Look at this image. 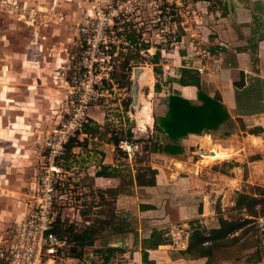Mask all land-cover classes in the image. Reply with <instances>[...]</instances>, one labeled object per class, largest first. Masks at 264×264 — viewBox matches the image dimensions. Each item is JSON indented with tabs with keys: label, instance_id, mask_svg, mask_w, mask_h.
I'll use <instances>...</instances> for the list:
<instances>
[{
	"label": "rangeland",
	"instance_id": "rangeland-1",
	"mask_svg": "<svg viewBox=\"0 0 264 264\" xmlns=\"http://www.w3.org/2000/svg\"><path fill=\"white\" fill-rule=\"evenodd\" d=\"M225 2L227 0H0V12L10 14L25 27L32 26L34 37L39 33L35 28L39 25L65 26L70 30L67 50L63 51L68 54L69 59L65 69H63L65 66L58 68L63 69L68 81L74 70L78 74L87 71L80 63L83 56L87 55L91 58H105V62L101 67L97 66V69L109 75L105 79L106 82L98 83L93 91L95 96L92 94L89 104L88 113L91 119L88 125L92 133L77 134L68 144L67 150L64 148L62 153H58L59 151H55L53 147L57 142L53 144L50 142L56 139L55 132L56 130L59 132L61 120L72 112L70 99L65 97V90L63 99L58 102L59 112H52V119L43 126L38 125L28 130L27 136L34 140L23 144L25 153L29 155H22L16 160L17 170H10L3 156L4 149L10 144L2 139L4 130L0 128V187L3 182L19 185L24 189L27 194L26 201H32L22 217L33 208L32 205H35L38 196L47 191V185L56 183L52 192L53 202L59 216L65 220L62 228L82 234L89 232L92 226L101 227L97 222L99 218H116L113 224L99 230L98 238L93 245L78 248V251L82 250L81 255L76 257L79 260L65 259L61 264H129L130 262L151 264L148 261L150 253L141 251V256L134 255V251H139L140 243L142 244L146 236L155 233L176 247L181 246L183 235L186 231L191 232L192 227L209 229L217 223L215 220L205 222L196 218V215L191 220L192 226L189 223V226L185 227L184 223L188 222V217H182V211L187 204L188 209L193 206L197 210L204 211V200L207 202L206 196L212 194L214 200L212 205L217 206L215 210L218 213L214 217H218L219 212H223L222 206H219L222 201L217 197L218 193L207 188L212 185L211 181L214 179L209 178L211 170H206V167L217 160L210 165L200 167H204L200 170L203 176L196 182L192 179H189V182L185 179L187 176H182L181 180L186 181L179 185L176 182L178 176L170 179L171 169L165 166L166 163L170 164V161L159 153L145 151V146L149 145L150 140L156 136L162 141L164 139L162 134H157L154 130L155 117L161 112L163 99L162 93L157 90L158 84L161 86L165 80H168L169 72L176 70L174 64L179 52L185 53V64L194 65L195 58L203 54V50H209L207 47L209 45H206L209 38L218 31L216 26L219 25L217 28H220L224 23L223 16L219 14ZM116 3L124 10L127 8L128 11L121 13L120 17L115 19L113 26L105 30L107 48H101V54H94L92 49L91 52L89 50L84 53L88 48H85L86 45L82 40L83 35L79 26L81 20L85 16H91L97 6H116ZM235 3L237 4V0ZM201 42H205V45L203 46ZM109 54L111 58L107 57ZM92 68L94 70L96 66ZM136 68H147L151 72L147 84L137 96L133 91ZM2 76L0 75V87L6 86L7 81L6 76ZM77 97L78 94L75 95V98ZM1 102L4 101L2 99L0 101V114L3 106ZM147 106L153 120L151 124L142 127L138 122L140 119L138 112L146 109ZM128 131L133 133L130 138L127 137ZM115 136L120 138L118 145L128 142L133 149L128 152L123 147L107 142L109 138ZM234 137L241 142L244 141L241 133ZM105 143H109L110 147L108 145L104 147ZM71 144L74 146L70 148ZM193 144L189 151H194L195 155H192L194 159L206 160L199 154V143ZM251 152L255 153L256 149L250 151L248 148L247 153ZM254 153L248 158L259 156ZM140 156L145 159L139 161ZM105 158L106 162L103 163ZM3 162L4 167H1ZM173 164L176 166L175 163ZM148 166L157 170L155 176L157 181L168 180V184H162L159 191L146 190L139 185V173L144 174ZM244 166H246V170L243 171L247 181L240 189L259 199V195L264 192L262 186L264 170H260L257 165L250 166V169L248 165L244 164ZM103 167H106L107 174L113 173L119 176H102L103 179L96 180L95 177H100L98 172H101ZM140 168L142 172L139 171ZM146 178L150 179L151 174L143 176V179ZM209 180L210 183H207ZM187 185L189 189L180 190L178 187ZM236 193L232 195V199L238 198ZM231 213L236 217L239 212L233 209ZM117 224L121 227V232L117 231L115 227ZM134 241L136 244L131 245ZM116 242H124V246L130 242V254L129 252L123 254L120 251L110 252L109 247L122 246L115 244ZM159 249L160 251L156 253L163 260L168 248ZM215 252L212 264L218 260L217 258L223 260L230 254L232 256L236 254L226 250L221 252L215 250ZM75 253H77L76 247L73 255ZM107 257L109 260L105 262Z\"/></svg>",
	"mask_w": 264,
	"mask_h": 264
},
{
	"label": "crops",
	"instance_id": "crops-1",
	"mask_svg": "<svg viewBox=\"0 0 264 264\" xmlns=\"http://www.w3.org/2000/svg\"><path fill=\"white\" fill-rule=\"evenodd\" d=\"M235 2L236 0H227L222 7V12H219V15L223 16L224 23L220 28H217L219 25L216 26L218 31L206 44L209 45L207 46L209 54H199L193 62L194 65H190L184 63L185 53L179 52V57L174 64L176 70L169 72L168 80H165L161 86L158 84L157 89L163 95L162 108L158 116L166 115L168 97L173 94L201 104L198 99L199 88L195 85H182L178 81L181 68H194L200 73L204 92L212 98L218 96L228 116L215 130L202 135L189 134L183 138L181 140L184 147L183 153L159 154L170 161V164L166 163L165 166L171 169L170 179L178 176L176 182L179 185L184 184L185 179L196 182L203 176L200 170L204 167H200L210 165L217 160L206 167V170H211L209 178L214 179L211 181L212 185L207 188L218 193L217 197H220L222 201L219 206H222L223 212H219V216L214 217L218 214L215 210L217 206L212 205L213 194L208 195L206 196L208 203L204 200V211L197 210L193 206L188 209V204L184 207L182 217H188V222H185L184 226L188 227L189 223L192 226L191 220L196 215V218L203 219L205 222L215 220L217 223L211 228H219L222 219L236 221L237 226L235 225L226 234L227 245L213 250L212 262L215 259V250L220 252L226 250L236 254L233 256L230 254L223 260L217 258L214 264H264V250L257 247L253 226L249 225L255 216L246 207L238 206L241 194H246L240 189L247 181L243 171L246 170L244 164L248 165V169L250 166L257 165L260 170H264V0H237V4ZM35 28L39 30L36 37H34L32 26L25 27L10 14L0 12V75L4 74L7 79L6 86L0 87V96L3 97L0 101L1 99L4 101L1 102L3 106L0 114V128L4 130L1 137L7 142L1 141L10 144L7 149H4L5 155H3L10 170H17L16 160H19L22 155H29L22 147L25 142L34 140L27 136L28 130L38 125L43 126L52 119V112H59L58 102L63 99L64 90L69 83L62 70L66 68L69 59L68 54L63 51L67 50L70 30L65 26L56 25H39ZM201 43L205 45V42ZM59 67L63 69L59 70ZM56 69L58 70L55 72ZM240 133L244 138L243 142L234 137L239 136ZM253 138L258 139L255 146ZM193 143L196 145L199 143V150H202L201 156L210 162H205L203 158L194 159L195 157L192 156L195 155L194 151H189ZM106 145L110 147L109 143H105L104 147ZM248 148L250 151L256 149L255 153H251L259 154V156L249 159L251 153H247ZM176 161H180L184 167L181 169L174 166L173 163ZM105 162L106 158L103 160V163ZM253 163L257 164L252 165ZM2 166L4 167V162ZM182 176L187 177L181 180ZM95 178L98 180L104 177ZM207 183H210V180ZM162 184H168V180L157 181L155 185L143 186V188L159 191ZM178 187L180 190L190 188L188 185ZM0 188V232H3L15 221L20 220L32 200L26 201L27 194L19 185L2 182ZM234 193L238 198L232 199ZM261 197L262 195H259V199ZM233 209L239 212L238 216H232ZM255 209L260 213L261 204L257 203ZM203 220L200 221L203 222ZM239 228H243L241 236H229L230 232ZM192 230L193 227L191 232ZM191 232H185L181 246L175 247L167 242L160 244L156 249H144L140 243L139 251H134V255L141 256V251L148 252L150 263L157 261L163 264H205L206 257H190L186 253ZM241 237H244V240ZM121 243V250L115 251L130 254V242H127L126 246L124 242ZM247 243L249 245H245ZM134 244L136 241L131 245ZM162 245L168 248L163 260L156 253L160 251L159 248ZM68 260L79 259L71 257ZM108 260L107 257L105 262Z\"/></svg>",
	"mask_w": 264,
	"mask_h": 264
},
{
	"label": "built area",
	"instance_id": "built-area-1",
	"mask_svg": "<svg viewBox=\"0 0 264 264\" xmlns=\"http://www.w3.org/2000/svg\"><path fill=\"white\" fill-rule=\"evenodd\" d=\"M124 11L127 12L128 9H122L118 3L116 6H97L91 16H85L81 20L79 26L83 35L82 40L88 46H85L88 49L84 53L89 50L91 52L92 49L94 54H101V48H107L104 32L113 26L115 19L120 17L121 13H125ZM203 54H209V52L203 50ZM107 57L111 58V55L109 54ZM104 62L105 58L103 57L83 56L80 63L86 67L87 71L83 74L73 71V75L68 81L69 86L65 89V97L70 99L72 112H69L68 116L61 120V128L59 132L57 130L55 132L56 139L53 140L54 142H50L52 144L57 142L53 147L55 151H59L58 153H62L64 148L67 150L68 144L74 140L73 137L77 134H88L84 128L91 119H89L88 110L94 95L93 91L99 82H106L105 79L109 77L108 73L97 69V66L101 67ZM93 66H96V69L92 70ZM77 94L78 97L75 98ZM119 146L127 149L128 152L133 149L132 145H128V142H125L124 145L121 143ZM55 185L56 183H49L47 191L38 196L33 208L20 220L15 221L5 232L0 233V264H61L62 260L71 258L68 254L71 244L66 236H61L55 230L59 220L63 221L53 202L54 194L52 192ZM249 225L253 226L257 247L264 250V211L253 217ZM242 230L243 228L234 230L229 233V236H241ZM241 239L244 240V237ZM151 264L163 263L156 261Z\"/></svg>",
	"mask_w": 264,
	"mask_h": 264
},
{
	"label": "trees",
	"instance_id": "trees-1",
	"mask_svg": "<svg viewBox=\"0 0 264 264\" xmlns=\"http://www.w3.org/2000/svg\"><path fill=\"white\" fill-rule=\"evenodd\" d=\"M178 81L182 85L197 86L199 88L198 99L201 101V104H196L179 96L178 94L170 95L167 101L168 112L165 116H156L154 121L155 132L157 134H162L164 139L162 141L158 136H156V138H152L149 145L145 146V151L149 153H167L171 155L183 153L184 147L181 143L183 138L187 137L189 134L202 135L206 132L215 130L226 120L228 116V112L220 102V98L218 96L212 98L202 89L201 77L198 70L193 68H181V74ZM148 110L149 106L140 112L139 125L142 127H146L148 124H151V114ZM84 131L88 134L92 133V129L88 124L85 126ZM132 135V132H127V137L130 138ZM119 140L120 138L115 136L109 138L107 142L114 143L118 147ZM73 146L74 144H71L70 148ZM146 157L147 155L145 158ZM145 158L140 156L139 161H143ZM105 170L106 167H103V170L98 172V176H119V174H107L108 172H105ZM141 170L142 169L140 168L139 171ZM145 170L144 174H140L138 172L140 177L138 180L139 185H155L157 170L151 166H148ZM149 173L151 174V178L143 179V176ZM262 195L263 196L260 199H257L255 196L241 194L238 206L247 207V210L253 214V216H256L259 213V211L255 209L257 202L261 204V212L264 211V192ZM115 220L116 218H99L97 222L101 224V227L96 228L95 226H92L89 232L82 234L73 233L70 229L62 228L65 220H59L55 230L61 236H66L71 244L68 254L72 257H79L82 250L78 251V248L80 247L82 249L85 246L93 245L94 241L98 238L99 230L103 229L106 225L110 226ZM237 224L238 223H236V221L222 219L221 226L219 228L206 229L205 227L201 228L200 226L193 227L189 236V243L186 252L187 255L190 257H206L207 261L205 264H211L213 259V250L227 245L226 234L235 225L237 226ZM115 227L118 232L122 231L118 224ZM166 243L167 242L161 236L151 233L149 237L142 240V247L144 249H156L160 244ZM75 247L77 249V253H75L74 256L73 252ZM108 249L110 252L121 250V248L118 247H109ZM72 250L73 252H71Z\"/></svg>",
	"mask_w": 264,
	"mask_h": 264
},
{
	"label": "bare ground",
	"instance_id": "bare-ground-1",
	"mask_svg": "<svg viewBox=\"0 0 264 264\" xmlns=\"http://www.w3.org/2000/svg\"><path fill=\"white\" fill-rule=\"evenodd\" d=\"M149 77H151V72L147 69V68H142L140 71H138L137 73V82L139 83V87H140V90L138 91V95L141 94V90L143 89L144 85L147 84L148 80H149ZM140 97V96H139ZM140 112H138V116L140 117ZM152 116H151V123H152ZM258 143V139L257 138H253V145H257ZM210 147L213 148V145L210 144ZM176 166L180 167L182 169L183 164L180 162V161H176L175 162ZM115 244L117 245H122L121 242H116ZM161 248H165L164 245H162Z\"/></svg>",
	"mask_w": 264,
	"mask_h": 264
},
{
	"label": "water",
	"instance_id": "water-1",
	"mask_svg": "<svg viewBox=\"0 0 264 264\" xmlns=\"http://www.w3.org/2000/svg\"><path fill=\"white\" fill-rule=\"evenodd\" d=\"M142 68H136L135 69V73H134V84H133V91L135 93V95L137 96L138 95V91L140 90V87H139V83L137 82L136 78H137V73L138 71H140ZM139 122V121H138ZM201 151L202 150H199V154L201 156Z\"/></svg>",
	"mask_w": 264,
	"mask_h": 264
}]
</instances>
